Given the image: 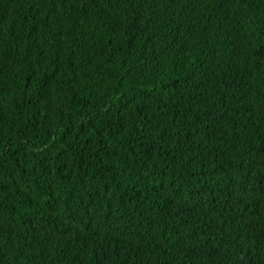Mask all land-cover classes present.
Returning <instances> with one entry per match:
<instances>
[{"label":"trees","instance_id":"obj_1","mask_svg":"<svg viewBox=\"0 0 264 264\" xmlns=\"http://www.w3.org/2000/svg\"><path fill=\"white\" fill-rule=\"evenodd\" d=\"M0 264H264V0H0Z\"/></svg>","mask_w":264,"mask_h":264}]
</instances>
